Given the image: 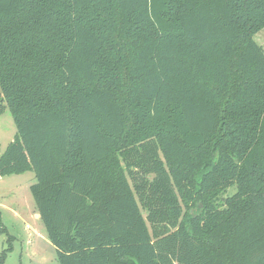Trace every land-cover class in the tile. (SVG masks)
I'll use <instances>...</instances> for the list:
<instances>
[{
  "label": "trees",
  "instance_id": "trees-1",
  "mask_svg": "<svg viewBox=\"0 0 264 264\" xmlns=\"http://www.w3.org/2000/svg\"><path fill=\"white\" fill-rule=\"evenodd\" d=\"M263 29L264 0H0V177L34 172L59 264H264Z\"/></svg>",
  "mask_w": 264,
  "mask_h": 264
},
{
  "label": "rangeland",
  "instance_id": "rangeland-1",
  "mask_svg": "<svg viewBox=\"0 0 264 264\" xmlns=\"http://www.w3.org/2000/svg\"><path fill=\"white\" fill-rule=\"evenodd\" d=\"M255 41L264 49V29L255 35ZM16 135V125L6 108L0 115V156ZM35 183L36 176L32 171L0 177V229L6 228L14 239L13 251L5 264H59L56 249L43 222L37 219L38 211L30 191ZM234 192V189H229L222 195V200ZM7 247L8 236L0 233V254Z\"/></svg>",
  "mask_w": 264,
  "mask_h": 264
},
{
  "label": "crops",
  "instance_id": "crops-1",
  "mask_svg": "<svg viewBox=\"0 0 264 264\" xmlns=\"http://www.w3.org/2000/svg\"><path fill=\"white\" fill-rule=\"evenodd\" d=\"M37 219H40V216H39V214H37ZM47 233V232H46Z\"/></svg>",
  "mask_w": 264,
  "mask_h": 264
}]
</instances>
